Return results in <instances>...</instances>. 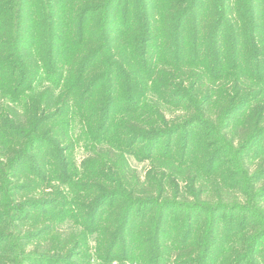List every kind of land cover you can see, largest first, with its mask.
I'll list each match as a JSON object with an SVG mask.
<instances>
[{"label":"trees","instance_id":"1","mask_svg":"<svg viewBox=\"0 0 264 264\" xmlns=\"http://www.w3.org/2000/svg\"><path fill=\"white\" fill-rule=\"evenodd\" d=\"M0 138V264H264V0H0Z\"/></svg>","mask_w":264,"mask_h":264},{"label":"rangeland","instance_id":"2","mask_svg":"<svg viewBox=\"0 0 264 264\" xmlns=\"http://www.w3.org/2000/svg\"><path fill=\"white\" fill-rule=\"evenodd\" d=\"M210 140H216V139H210ZM210 140H207V139L202 138L201 139V142H199L200 145L198 147V150L193 149L192 150L193 153L191 155H189V156L181 157V155L179 154L178 155V160H183L185 162H190L192 164L197 165L196 169L199 168L201 171L204 170V168H203V162L207 160L206 159V157H207V150L209 149V147L208 148H206V147H207V144L210 142ZM5 145L6 144H5L4 140L0 138V161H2V162L3 161L5 162L6 157H7V154L5 153V150L3 149V147ZM216 149H218V150L221 149V155L219 156V153L216 154L217 160L219 159V162L221 163L220 164L221 167L225 171H229L230 173H233V168L230 167L231 164L230 165H227V164L224 163V161H222V159H226V160L230 161V159H232V157H229L228 159L226 157H224V155H226V154H225L222 146H219L218 148L216 147L215 149H212L209 152L211 154L215 155L214 153H212V151H214ZM166 153H167V150L164 147V145H162V146L159 147V150L156 152L155 155L157 157L162 158V157H164L166 155ZM211 154H209V155H211ZM74 157H75V163L77 165H79L81 163V161L83 159H85L84 153L80 149H77V147L75 148V155H74ZM128 162H129V165H130L131 169L135 170L137 172V174L140 176L141 179H143V177L147 174L146 172L148 170H150V168H151V166H149V163L147 161H139V160L135 159L133 156H131V157L128 158ZM185 169H186V167L183 170H185ZM166 170H171V168L165 167L164 168V171H166ZM252 170H253V167L250 168V171H252ZM171 171H175L176 173L179 172L176 169H172ZM186 173H193V172L187 171ZM208 177L210 179H213L214 178V175H210L209 174ZM21 182H22L21 184H23V185L25 184L22 180H21ZM262 183L263 182L261 181L258 184L259 185H262ZM53 184H55V183H53ZM258 184H257V186H258ZM210 189H211V192L213 194V191H212V188L211 187H210ZM50 190L52 192L51 197H57L58 198V195L53 191V189L50 188ZM50 190H47V191H50ZM23 196L25 198H28L29 197L27 194H25ZM189 202H192V200H190ZM65 222L66 223L64 225H62V227L64 229L63 231L64 232H67L66 234L68 236L70 234L69 226L73 225V222L70 219H67V221H65ZM94 236L95 235L90 234V235H88V238L86 240V243H87V249L86 250L90 254L93 253V249L95 247V237ZM29 247L30 246H28L26 248V250H25L26 253L28 251H30L29 250ZM259 249H261V251L264 252V240L259 243ZM8 256L11 257L10 254ZM258 260L261 261L262 260V257L261 256H258ZM90 263L91 264H96V261H94L93 258H91ZM10 264H12V263H10ZM15 264H18V262H16Z\"/></svg>","mask_w":264,"mask_h":264}]
</instances>
